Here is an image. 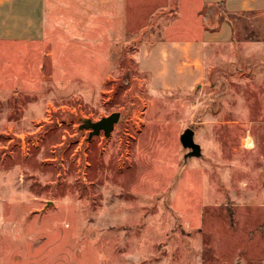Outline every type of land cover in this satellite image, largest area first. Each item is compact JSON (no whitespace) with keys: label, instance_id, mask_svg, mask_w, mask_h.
<instances>
[{"label":"rangeland","instance_id":"obj_1","mask_svg":"<svg viewBox=\"0 0 264 264\" xmlns=\"http://www.w3.org/2000/svg\"><path fill=\"white\" fill-rule=\"evenodd\" d=\"M178 1L97 17L95 73L56 46L0 42V264H264L263 22L232 17L198 83L164 88L139 46ZM112 112L110 136L82 127Z\"/></svg>","mask_w":264,"mask_h":264},{"label":"crops","instance_id":"obj_2","mask_svg":"<svg viewBox=\"0 0 264 264\" xmlns=\"http://www.w3.org/2000/svg\"><path fill=\"white\" fill-rule=\"evenodd\" d=\"M173 6L175 9L157 18L155 26L146 33L151 37L155 34L156 39L148 44L145 38L139 46L141 67L158 72L161 87H189L198 83L201 68L197 62L200 63L205 49L233 40L229 16H259L263 22L261 41L264 43V0H179ZM126 7L127 0H0V42L48 45L49 56L56 46L72 54L75 62H89L95 73L105 70L95 60L97 17L109 20L122 17V20ZM216 7L221 9L220 13ZM127 40L125 36L123 41H115L102 49L110 53L112 46L121 48L124 44L125 48ZM82 56L88 58L82 59Z\"/></svg>","mask_w":264,"mask_h":264},{"label":"water","instance_id":"obj_3","mask_svg":"<svg viewBox=\"0 0 264 264\" xmlns=\"http://www.w3.org/2000/svg\"><path fill=\"white\" fill-rule=\"evenodd\" d=\"M119 118V112H112L97 121L83 119L82 127L89 129L90 135H97L102 131L104 136L108 137L110 136L114 125L118 122ZM180 142L184 148L191 149L186 156H199L201 154V147L194 141V130L192 128L187 127L184 129L180 135Z\"/></svg>","mask_w":264,"mask_h":264},{"label":"trees","instance_id":"obj_4","mask_svg":"<svg viewBox=\"0 0 264 264\" xmlns=\"http://www.w3.org/2000/svg\"><path fill=\"white\" fill-rule=\"evenodd\" d=\"M227 19H229V21H231V23H232V25H233V27H234L235 20H234V22H233V18H232V16L227 17Z\"/></svg>","mask_w":264,"mask_h":264}]
</instances>
